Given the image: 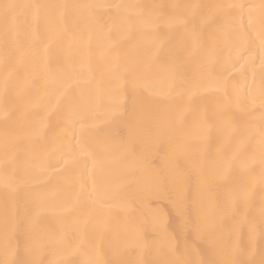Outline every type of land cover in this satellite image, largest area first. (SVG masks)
Returning <instances> with one entry per match:
<instances>
[{
  "label": "bare ground",
  "instance_id": "bare-ground-1",
  "mask_svg": "<svg viewBox=\"0 0 264 264\" xmlns=\"http://www.w3.org/2000/svg\"><path fill=\"white\" fill-rule=\"evenodd\" d=\"M0 3V264L264 261V0Z\"/></svg>",
  "mask_w": 264,
  "mask_h": 264
},
{
  "label": "snow or ice",
  "instance_id": "snow-or-ice-1",
  "mask_svg": "<svg viewBox=\"0 0 264 264\" xmlns=\"http://www.w3.org/2000/svg\"><path fill=\"white\" fill-rule=\"evenodd\" d=\"M23 7H30V6L18 5L15 3H0V14L3 15L5 23L7 24L10 18H14L17 9ZM227 7L234 8L237 10L236 14H234L232 17V22L236 26L237 30L241 33L250 30L252 24L251 10L254 6L236 4V5H228ZM262 7H264V5H262ZM245 8L248 9L247 15L245 14L244 11ZM259 37H260V45L262 48H264V26H262V31L261 33H259ZM81 127H83V125H81ZM261 136H262V142L260 147L262 153H264V132L261 133ZM71 147L73 149H76V145H71ZM76 150L79 151V149ZM105 162H106L105 157L103 155H98L97 159L93 163L94 165L98 164L101 168H103ZM262 215H264V210H262ZM254 233H255V228L253 226L250 228V236H254ZM175 264H180V262H175ZM184 264H187V262H184ZM209 264H250V262L242 261V260L225 259L219 262L212 261L209 262ZM261 264H264V261H262Z\"/></svg>",
  "mask_w": 264,
  "mask_h": 264
}]
</instances>
